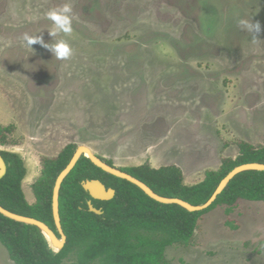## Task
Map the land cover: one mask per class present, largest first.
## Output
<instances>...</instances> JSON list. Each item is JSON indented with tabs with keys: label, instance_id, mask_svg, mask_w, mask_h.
<instances>
[{
	"label": "rangeland",
	"instance_id": "obj_1",
	"mask_svg": "<svg viewBox=\"0 0 264 264\" xmlns=\"http://www.w3.org/2000/svg\"><path fill=\"white\" fill-rule=\"evenodd\" d=\"M65 2L73 33L54 39L67 40L72 57L26 47L25 34L52 39L46 13ZM251 15L256 40L238 26ZM0 124L14 125L0 149L23 157L31 203L42 158L69 143L121 169L176 165L198 183L241 142L264 147V0H0ZM166 256L264 264V203L213 208ZM0 264H15L1 242Z\"/></svg>",
	"mask_w": 264,
	"mask_h": 264
},
{
	"label": "trees",
	"instance_id": "obj_2",
	"mask_svg": "<svg viewBox=\"0 0 264 264\" xmlns=\"http://www.w3.org/2000/svg\"><path fill=\"white\" fill-rule=\"evenodd\" d=\"M13 130L14 125L0 124V144L5 146L11 142L7 135ZM77 148L75 143H69L58 156L42 158V175L33 184L34 203L29 202L23 189L27 174L23 157L16 151L0 149L8 163L6 175L0 178V205L40 219L55 230L54 185ZM248 162L264 163V147L241 142L238 156L224 158L217 170H208L202 181L192 185L185 183L183 170L176 165L153 167L144 163L119 169L141 179L162 196L199 205L209 200L232 169ZM86 179H100L107 187H113L114 198L93 199L82 185ZM88 200L101 205L103 212L90 210ZM239 200L264 203V171L239 173L211 206L190 211L179 204L151 198L139 186L104 171L83 155L63 181L60 191V215L67 235L64 248L54 250L39 227L16 221L1 212L0 242L15 264H169L167 248L189 244L205 213L224 205L229 214Z\"/></svg>",
	"mask_w": 264,
	"mask_h": 264
},
{
	"label": "water",
	"instance_id": "obj_3",
	"mask_svg": "<svg viewBox=\"0 0 264 264\" xmlns=\"http://www.w3.org/2000/svg\"><path fill=\"white\" fill-rule=\"evenodd\" d=\"M83 155L90 158L91 161L96 166L102 168L104 171L110 174H113L119 178L126 179L134 183L135 185L139 186L151 198L161 203L179 204L190 211H201L211 206L213 202L217 199L218 195L223 192V190L227 187L230 181L234 179L235 176L238 175L239 173L247 171V170L264 171V163L262 162H248V163L240 164L236 166L234 169H232L222 179V181L216 188L215 192L212 194V196L209 198L207 202L203 204L195 205L182 198L166 197V196H162L158 194L147 183H145L141 179L115 166L108 164L101 157H99L96 153H94L93 150L89 146L81 145L75 151L68 165L60 172V174L58 175L56 179L55 185H54L52 207H53V216H54V220H55V224L57 228L56 231L52 229L47 223H45L44 221L40 219L12 212L6 209L5 207H3L2 205H0V212L3 215L11 219H14L16 221L30 224V225H35L39 227L42 230V232L45 234V236L47 237L48 241L51 242L53 246L57 247L59 250L64 248L67 242V235L63 229L61 215H60V191H61L63 181L68 176V174L73 170V168L76 166L77 162L81 159ZM7 169H8V163L6 162L5 158L0 152V178L6 175ZM82 185L84 189L87 192H89L91 197L96 200L108 201V200L113 199L116 194V190L113 187H107L100 179H86L82 181ZM89 207H90V210L98 214H101L103 212L101 209L96 208L92 204V200L89 201Z\"/></svg>",
	"mask_w": 264,
	"mask_h": 264
},
{
	"label": "clouds",
	"instance_id": "obj_4",
	"mask_svg": "<svg viewBox=\"0 0 264 264\" xmlns=\"http://www.w3.org/2000/svg\"><path fill=\"white\" fill-rule=\"evenodd\" d=\"M251 15L249 18H241L238 20V26L242 31L249 34L251 39H258L257 34L262 31L259 21L253 22ZM46 18L51 21V30H48L52 41H45L42 35L25 34L23 43L26 47L32 48L33 44L39 43L42 47L47 49L58 60H68L73 55V48L65 39H54L61 34L64 36H71L73 33V7L70 2H65L57 8L50 9L46 13Z\"/></svg>",
	"mask_w": 264,
	"mask_h": 264
},
{
	"label": "flooded vegetation",
	"instance_id": "obj_5",
	"mask_svg": "<svg viewBox=\"0 0 264 264\" xmlns=\"http://www.w3.org/2000/svg\"><path fill=\"white\" fill-rule=\"evenodd\" d=\"M79 147V146H78ZM99 156V155H98ZM100 157V156H99ZM102 158V157H101ZM103 159V158H102ZM104 161H105V159H104ZM7 162V161H6ZM89 201L90 200H88V204H89ZM92 204L96 207V208H99V209H101L102 211H103V207L101 206V205H99V204H94L93 203V201H92ZM57 229V228H56ZM56 229H55V231H56Z\"/></svg>",
	"mask_w": 264,
	"mask_h": 264
}]
</instances>
